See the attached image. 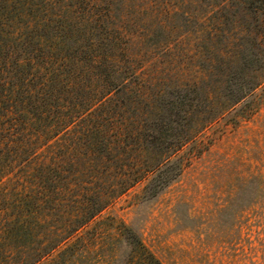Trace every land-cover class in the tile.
<instances>
[{
	"label": "trees",
	"instance_id": "1",
	"mask_svg": "<svg viewBox=\"0 0 264 264\" xmlns=\"http://www.w3.org/2000/svg\"><path fill=\"white\" fill-rule=\"evenodd\" d=\"M104 1L0 0V264H163L131 225L100 216L141 183L142 200L159 197L183 174L187 145L264 90V0H184L215 14L210 41L248 21L230 30L245 39L238 51L205 54L208 75L232 66L203 110L191 94L205 76L167 99L154 89L160 68L132 50L176 12L137 35Z\"/></svg>",
	"mask_w": 264,
	"mask_h": 264
},
{
	"label": "rangeland",
	"instance_id": "2",
	"mask_svg": "<svg viewBox=\"0 0 264 264\" xmlns=\"http://www.w3.org/2000/svg\"><path fill=\"white\" fill-rule=\"evenodd\" d=\"M107 2L125 15L127 27L137 35L166 18V7L177 13L163 32H153L146 44L134 43L132 50L145 55L141 65L150 66L151 71L160 68L154 89L168 92L167 99L174 96L169 95L174 84L205 76L191 95L199 99L201 110L208 107L204 104L208 93L226 78L232 65L220 60L208 75L203 69L205 54L238 51L245 39L230 30L236 27L240 32L248 21L223 23L220 29L227 36L220 31L210 41L217 20L215 14L208 16L207 4L184 0H169L166 5L163 0L103 3ZM181 14L200 21H183ZM226 112L183 150V174L159 197L142 200L141 183L100 218L116 216L127 222L163 264H264V90ZM192 117V123L197 122L195 114Z\"/></svg>",
	"mask_w": 264,
	"mask_h": 264
}]
</instances>
